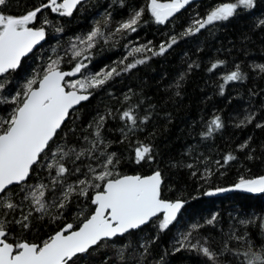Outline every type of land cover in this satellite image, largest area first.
<instances>
[{
    "label": "snow or ice",
    "instance_id": "1",
    "mask_svg": "<svg viewBox=\"0 0 264 264\" xmlns=\"http://www.w3.org/2000/svg\"><path fill=\"white\" fill-rule=\"evenodd\" d=\"M193 3L109 0L87 30L64 40L67 26L96 7L92 0H0V264H173L177 254L197 264H264V207L234 208L226 231L220 211L185 220L190 202L202 197H264V140L249 135L200 150L229 122L264 132V87L247 88L242 115L226 119L216 109L194 121L187 134L197 142L178 156L165 157L156 144L158 122L172 123L168 104L182 98L193 72L215 76L214 94L223 97L229 85L264 81V63L229 60L231 49L225 56L217 49L205 64L197 46L165 87L167 100L132 87L111 90L182 41L241 16L264 34V14L256 13L264 0H213L177 31ZM151 25L164 37L158 43L128 39ZM121 40L125 53L97 68V50ZM241 43L255 41L245 33ZM101 94L111 103L89 111ZM233 170L231 184L219 183Z\"/></svg>",
    "mask_w": 264,
    "mask_h": 264
},
{
    "label": "trees",
    "instance_id": "2",
    "mask_svg": "<svg viewBox=\"0 0 264 264\" xmlns=\"http://www.w3.org/2000/svg\"><path fill=\"white\" fill-rule=\"evenodd\" d=\"M36 2L38 3L39 0H36ZM212 2L213 0L194 2L188 12L181 15L176 21L177 31L186 25L190 14H194L195 10H199L203 14L205 11L204 5L211 4ZM107 3H109V0H92V4L96 5V7L90 8L86 13L79 14L77 19L73 20L67 26L66 35L63 39L66 40L73 33L87 30L91 26L93 19L96 18V14L104 11V5ZM256 13L257 15L264 14V3L258 6ZM116 19H120V16L117 15ZM252 19V17L246 15L241 16L222 26H217L212 34L204 32L202 35L191 38L187 42L182 41L169 55L154 58L148 65L141 66L133 75L124 78L123 81H117L111 90L119 94L121 91H127L129 87H132L137 91L142 89L146 95L151 96L157 102L167 100L165 87L174 80L177 73L182 69L185 59L184 53L188 52L191 55L195 52L197 46L204 48V52L199 53V55L205 64H207L209 57L217 55V49H222L220 53L222 56L227 55V50L231 49V56H228L229 60L237 59L238 61L243 60L247 63H264V34L259 32L252 33L250 31ZM245 33H248L255 43H248L246 46L243 45L241 43V37ZM163 38V35L157 32V26L151 25L142 29L139 36L133 34L128 39H137L140 42L153 39L158 43ZM127 42V40H121L120 44L116 47L105 48L102 52L98 49L97 68L119 59L125 53L122 45ZM51 43L55 44L56 40L52 39ZM44 47L47 49L48 45L46 44ZM37 55H39V50L37 51ZM193 58L195 59V56ZM28 63L32 64L31 61ZM32 66L35 65L32 64ZM27 68L28 65L26 64L25 69L27 70ZM215 81L216 77H210L206 71H195L188 78L184 86L182 98L178 99L175 105L172 103L168 104V110L172 113L173 117L172 123L166 125L164 121H159L156 139V144L165 157L169 155L178 156L189 145L197 142L196 139L189 137L187 132L189 126L194 121L200 120L201 116L207 118L209 113L216 109H222L226 119L235 116L237 113H241L242 115L241 109L248 107L247 88L255 87L257 83L261 87H264V81H250L246 86L229 85L226 88L225 96L222 97L214 94L216 91ZM238 94L243 99H235ZM209 96L212 97L211 100H208ZM229 99H232L231 104L228 103ZM101 100L111 103L106 95H98L92 100L89 111L91 107L100 103ZM258 103L259 100H257ZM84 119L86 121L88 116L85 115ZM249 135H254L257 138V143L260 140H264V132L254 130L251 126L243 130L235 129L231 127V122H229V126L222 135H217L214 141L209 140L204 142L200 150L210 151L214 147L222 149L229 142H239ZM253 167L257 168L258 166L254 165ZM234 179L235 170L226 179L219 181V183L228 186ZM181 187L186 186L182 184ZM187 191H191V188H188ZM187 191L185 195H187ZM193 195H196V193L193 192ZM260 207H264V197H252L250 194L239 191L222 193L214 197H202L199 201H191L190 206H188V211L185 213V220L189 216H194L195 219L199 220L201 216L206 217L211 211H220L224 216L226 231L228 213L234 208L237 210L251 208L253 212H257ZM233 214L235 215V213ZM173 264H197V261L195 257L177 254L173 258Z\"/></svg>",
    "mask_w": 264,
    "mask_h": 264
},
{
    "label": "water",
    "instance_id": "3",
    "mask_svg": "<svg viewBox=\"0 0 264 264\" xmlns=\"http://www.w3.org/2000/svg\"><path fill=\"white\" fill-rule=\"evenodd\" d=\"M196 1H200V0H194V2H196Z\"/></svg>",
    "mask_w": 264,
    "mask_h": 264
}]
</instances>
